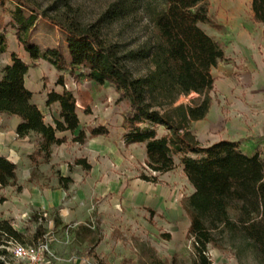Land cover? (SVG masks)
Here are the masks:
<instances>
[{
	"label": "rangeland",
	"instance_id": "1",
	"mask_svg": "<svg viewBox=\"0 0 264 264\" xmlns=\"http://www.w3.org/2000/svg\"><path fill=\"white\" fill-rule=\"evenodd\" d=\"M27 1L37 13L26 37L42 51L59 48L69 61L67 28L90 29L114 47L133 77H144L153 70L151 60L142 54L154 43L153 18L165 9L162 0ZM205 4L210 21L200 27L224 51V59L212 69L211 115L188 125L175 117V124L187 125L202 146L229 135L247 143L246 149L258 151L264 159V24L254 20L251 0H205ZM15 8L12 0H0L1 31L8 45L7 52L0 54V70L13 52L36 66L17 39L12 20ZM131 52L135 58L128 56ZM38 62L30 76L31 85L57 86L61 72L45 60ZM63 74L65 86L56 88L73 93L83 128L92 127V115L103 117L111 136L96 146L90 145L92 138L79 144L73 141L77 134L67 133L66 141L54 146L48 161L36 152L37 135L23 145L4 147L17 164L22 190L0 188V199H4L0 218L10 220L24 234L25 243L43 240L49 244L51 253H43L40 264H195L193 238L188 234L190 220L182 207V199L193 187L181 168V156L175 155L176 166L170 172L152 171L142 144L127 145L119 139L121 115L128 102L119 100L108 83L89 80L79 67ZM197 96L180 95L169 111L173 113V107L189 104ZM43 110L47 115L49 110ZM158 131L159 135L167 132L163 126ZM97 148L100 155L95 157ZM85 153L94 170L76 164L78 158L89 161ZM142 175L156 176L158 182L146 181ZM60 177L73 179L67 190L61 187ZM160 204L169 210L179 205L185 218L170 220ZM38 225L43 227V236L35 240ZM164 233H170L171 239L166 240ZM206 253L211 264H264V249L258 251L237 234L217 233ZM3 258L11 261L9 254Z\"/></svg>",
	"mask_w": 264,
	"mask_h": 264
},
{
	"label": "trees",
	"instance_id": "2",
	"mask_svg": "<svg viewBox=\"0 0 264 264\" xmlns=\"http://www.w3.org/2000/svg\"><path fill=\"white\" fill-rule=\"evenodd\" d=\"M12 1L16 4L12 13L16 36L31 61L45 60L59 72L79 67L89 80L112 86L118 99L128 102L122 115L124 143L143 144L146 164L152 171L163 174L173 170L175 155L181 156L183 172L194 188L182 199V207L190 220L188 234L193 238L195 264H211L206 251L217 233L240 235L258 251L264 249V159L258 151L243 152L239 141L224 139L202 146L187 126L208 114L215 82L212 69L224 59L220 43L200 27V23L210 21L205 0H162L165 9L157 11L153 18L154 43L142 54L151 60L153 70L136 78L121 62L114 47L105 44L90 29L67 28L69 61L59 48L42 51L26 37L35 25L36 9L27 0ZM251 8L254 20L264 24V0H251ZM1 26L0 54H3L8 45ZM128 56L135 58L136 54L131 52ZM11 61L0 70V113L20 118L16 127L19 138L32 133L40 137L36 152L48 161L52 145L66 141V137H57L56 133L79 128L76 98L68 89L49 91L46 105L58 102L60 118L54 120V125L46 123L41 109L32 100V91L25 86L30 65L14 52ZM56 84L65 86L62 75ZM192 93L198 96L191 103H181L173 107V113L169 111L180 95ZM175 117L187 125H176ZM160 126L167 132L159 135ZM99 135L108 136L109 129L102 125L88 127L80 130L73 141L84 144L88 137ZM76 164L85 170L92 168L85 158L76 159ZM141 178L158 182L156 176ZM72 181L71 177H60L65 190ZM8 186L22 190L17 164L0 155V188ZM3 201L0 199V203ZM34 218L38 219L36 215ZM42 236L43 227L38 225L34 238ZM162 236L171 239L170 233ZM23 239L24 234L10 220L0 219V264H7L3 255L9 254L8 242L25 243Z\"/></svg>",
	"mask_w": 264,
	"mask_h": 264
},
{
	"label": "crops",
	"instance_id": "3",
	"mask_svg": "<svg viewBox=\"0 0 264 264\" xmlns=\"http://www.w3.org/2000/svg\"><path fill=\"white\" fill-rule=\"evenodd\" d=\"M6 53V52H5ZM23 61H25L26 63L27 60L26 58L23 56V55H18ZM29 58V57H28ZM12 61L9 60L7 61V64H11ZM39 63L38 61L35 62L36 66L35 67H31L29 68L26 76H25V86L30 90L32 91L33 93V102L36 103L38 105V107L41 109L43 115H44V121L48 124H52L54 125V120L55 119H58L60 118V105L58 102L56 103H53L49 106L46 105V100H47V93L51 90H55L57 92H61L60 90H58L56 87L58 86H61V85H58L57 86H50V87H45L43 83H41V85L39 87H36L35 85H31L30 83V76L31 74H33V70L35 69H38L39 67ZM6 64V65H7ZM29 64V63H28ZM38 65V66H37ZM5 66V65H4ZM62 76H65L63 74V72H61ZM41 75V74H40ZM36 97H40V101L37 100ZM46 108L48 111V114L45 115L44 113V110L43 108ZM50 109H52V113L50 111ZM77 110V109H76ZM77 114H78V118H79V121H80V125H79V128L75 131H65V132H57L56 133V136L57 137H65L67 133H71V134H77L79 133L80 130L84 129L81 122H82V117L81 115L79 114V111L77 110ZM211 115V108H210V111L208 112V114L206 115V117L202 120H208V118H210L209 116ZM91 116V115H90ZM49 118V119H48ZM92 118H94L92 124H90L92 127H97V126H105L109 129L110 131V134L108 136H105V135H99L97 137H94L92 138L89 142H90V145H96L98 143H101V141H104L106 140L108 137L111 136V130H110V126L108 125V122L105 120V118L103 117H99L98 119H96V117H94L92 115ZM202 120H199L200 122ZM122 121H123V118H122V115H121V120H120V133H119V139L121 142L124 143V140H123V133H124V130L122 128ZM20 122V118L17 117L16 115H9V114H6V113H0V155H3L5 157H7L8 159L12 160L13 162H15V160L13 159L12 155L8 152H6L4 150V147H8L9 144H18V145H23L24 141L29 138L31 135H35V134H30L24 138H19L16 134V127L18 125V123ZM211 123H213L212 121H210ZM11 134H13L11 136ZM195 134L198 135V132H196ZM106 138V139H105ZM232 140V141H239L240 142V149L243 151V152H246L248 154H251L252 151L246 149V144L245 142L241 141L239 138H235V137H232V136H229V135H226V136H222V138H218L217 140H214L211 144L215 143V142H218L220 140ZM37 149H38V142L40 141V137L37 138ZM197 140H201V139H197ZM208 140V138L206 139ZM10 141V142H9ZM12 142V143H11ZM125 144V143H124ZM209 144V145H211ZM36 145V144H35ZM129 145H141V144H129ZM143 145V144H142ZM54 146H57V145H52L51 147V155H50V158L49 160L51 159V156L53 154V148ZM144 146V145H143ZM36 147V146H35ZM145 147V146H144ZM145 149V148H144ZM99 150H101L100 148H97V151L95 152V157L96 156H99L100 153ZM145 154H146V151H145ZM85 157H88L89 161L88 163L91 164L92 168L91 170H94L95 167H93L92 165V161L90 159V157L85 153ZM16 163V162H15ZM181 168L183 169L182 165H181ZM170 172V171H169ZM167 173V172H166ZM154 187H156L154 184H153ZM129 187V186H128ZM193 187V186H192ZM6 188V187H5ZM193 191H194V188H193ZM161 208L163 211H165V214H167L168 218L171 220H181L182 218H185V213L184 211L182 210V208L179 206V205H175L171 210H169L166 206H164L163 204H160ZM161 210V211H162ZM162 211V212H163ZM0 219H6V218H0ZM190 224V223H189Z\"/></svg>",
	"mask_w": 264,
	"mask_h": 264
},
{
	"label": "built area",
	"instance_id": "4",
	"mask_svg": "<svg viewBox=\"0 0 264 264\" xmlns=\"http://www.w3.org/2000/svg\"><path fill=\"white\" fill-rule=\"evenodd\" d=\"M11 261L7 264H40L43 253H51L49 244L43 240H39L36 244L20 243L17 241H9L7 245Z\"/></svg>",
	"mask_w": 264,
	"mask_h": 264
}]
</instances>
